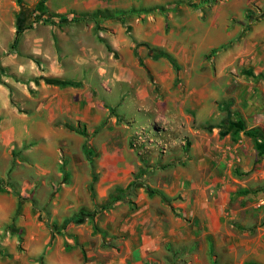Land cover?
Returning <instances> with one entry per match:
<instances>
[{"label": "crops", "instance_id": "obj_1", "mask_svg": "<svg viewBox=\"0 0 264 264\" xmlns=\"http://www.w3.org/2000/svg\"><path fill=\"white\" fill-rule=\"evenodd\" d=\"M140 1L125 0L122 7L140 6ZM50 4V0L35 4L43 20L35 22L31 14L28 28L18 33L21 7L16 0H0V177L13 168V150L25 144L31 146L22 150L17 162L35 168L39 176L52 174L56 167L46 163L54 161L58 152L67 153V139L74 136L57 127L59 121L85 124L90 135L107 120L103 131L92 136L97 157L83 159L75 172L80 194L70 195L77 208L93 210L108 203L116 184H128L138 166L143 167L133 152L135 159L127 151L114 157L117 121L168 122L173 124L177 144L166 155L148 152L142 157L151 159H144L147 166L158 161L166 167L162 180L147 185L156 191L154 195L145 192L142 184L139 192H131L133 211L122 201L103 213L92 211L95 217L89 218L97 239L84 235L85 221L64 222L61 228L37 227L34 211L23 208L17 227L21 233L27 231L28 255L15 260L23 264H215L219 257L210 253V261L209 250L214 253L216 246L230 255L231 261L221 258V264L261 262L255 246L260 238L254 237L259 227H250L243 210H231L229 203L259 195L254 187L264 180V15L237 17L239 24H250L251 31L241 27L235 48L211 57L217 35L224 30L221 37L230 38L227 26H217L229 22L226 13L172 15L169 32L166 19L157 15L108 19L100 28L94 20L69 22L55 31L57 26L45 22ZM250 5L263 8L264 0H246L241 8ZM158 52L168 53L177 67L167 58H154ZM213 62L218 79H224L225 71L234 65L240 68L242 76L236 80L240 90L235 95L227 92L232 80L218 87L213 84ZM53 79L66 84L54 85ZM231 98L236 100L237 127L210 126L216 117L213 106ZM182 134L191 140L187 148L178 143ZM153 154L159 157L154 159ZM92 174L97 176L95 197L88 192ZM57 196L64 199L69 194ZM81 197L85 202L80 203ZM18 202L15 195L0 192V233L17 212ZM58 210L65 208L55 209L54 214ZM102 214L109 215L111 222L123 214V223L111 233L110 221L99 225Z\"/></svg>", "mask_w": 264, "mask_h": 264}, {"label": "rangeland", "instance_id": "obj_2", "mask_svg": "<svg viewBox=\"0 0 264 264\" xmlns=\"http://www.w3.org/2000/svg\"><path fill=\"white\" fill-rule=\"evenodd\" d=\"M47 1V0H46ZM51 4V10L47 8L48 14L51 15V21L54 23V26L56 27L55 31L62 30L63 26L59 25V22L61 19H67L68 22H90V21H96L97 26L99 28L100 25L103 24L108 19H116V18H127V21L132 20L135 17H141V16H149V15H157V16H163L166 20V28L167 32L173 27V24L171 23V16L174 17L177 16H197L201 15L202 17L206 16H213V15H220L221 13L228 14L229 15V22L226 25L218 24L217 26H227L228 29L227 32L230 34L229 40H224L221 36L225 34L224 30L221 33V35H217L216 39V46L211 51V57L215 56L216 54L225 52L229 48H235V39L240 35L241 33V27L245 29V32L251 31L250 24H239V16H242L245 18V16L251 17V16H260L264 15V7L263 8H241V5L246 4V0H141L140 2L142 5L140 6H130V7H122V4H125V0H50ZM134 1V0H133ZM130 0H128L127 3H129ZM115 3V7H112L111 5ZM26 4V9L29 10L30 14L34 15V19L36 20L39 17V13L37 12V8L34 10V5L38 4L37 6H40V2L38 1H29ZM134 4V3H133ZM120 5V6H119ZM133 10L136 13H131L130 11ZM124 12H127V14H123ZM141 12V13H140ZM246 27V28H245ZM184 31L182 30V33L180 34V37H184ZM221 37V38H220ZM213 71L212 76L213 79H216V81L213 80V84L218 87L219 84L225 83V81H231L228 84V94L233 96L235 93L240 90L237 83L238 76H242V71L240 68H238L236 65L233 67L227 69L225 71L224 79L220 78L218 79L217 73L214 69V62L212 63ZM244 74V73H243ZM218 79V80H217ZM225 80V81H224ZM224 85V84H223ZM231 101V103H229ZM235 98H231L227 101L218 102L213 106L215 118H212L210 126L217 127V128H224L226 126H230L231 129L236 128L237 126V112L235 110ZM152 122V121H151ZM156 125L158 127H163L164 136L167 139H170L174 142L177 141L176 139H173V133L174 127L173 124L170 123H163V122H156ZM193 125V122L190 121ZM108 123L107 120H104L101 122L99 126L95 129L93 133L90 135L87 134V127L85 124L82 123H69L66 121H59L56 125L57 127H64L66 128V124L71 125L78 129L81 132H85L87 136H83L77 132H74L73 135L67 139V147L68 152L60 154L57 153L56 159L53 161H50L49 163H46L47 166H55V172L48 176H39L35 168L28 167L23 161L17 162L18 160H21V152L22 150H27L30 148L31 145L25 144L23 147L18 148L16 147L13 150V157L15 159V163L13 165V168L11 172L6 177H0V192L13 194L16 197H18V203L17 204V212L15 215L11 218V221L2 229L3 231L0 233V264H23L21 260H15L17 257L25 258L27 256V243H25V238L27 235V231H24L23 233L20 232V228L17 227V223L20 218L21 211H23V208H31V210L34 211V220H36L33 224L35 226L43 225L45 227H49L51 225H57L59 228H61V224L64 222H67L69 219L73 218H79L81 216V213H86L83 216V221H85V226H83L84 229V235L88 238L91 236L95 239L99 237L98 233L96 231L93 232V226L94 223L92 220H90L89 216L87 214L92 213V211H101L103 213L104 210L108 209L110 206H113L119 201L124 202V205L128 206L130 208V211L134 210L136 208L135 202L130 198L131 192L134 191L139 192L141 189V185L143 184L145 188L150 186H147L150 182L151 185H154L156 182L162 180L164 177L162 176V171L166 169V167L163 169L162 166L159 165L158 161H155L154 164H149L148 166L144 162L143 156H140L141 162L143 164L142 166H138L139 168L133 172L130 176V181L128 184H116L109 192L111 193L110 199L108 200V203L104 204H98L95 209L89 210V208H86L85 206H79L77 208L76 200H73V198L70 195H73L75 197V193L79 192L80 190L77 189L78 184L75 183V172L77 171V168L79 166V163L83 159L88 160H94L95 156L97 157V152L93 150L92 147V136L96 135L103 131V128ZM149 123L148 121L143 120H120L116 122V130H115V136L117 142H116V148L114 151V157H116V154L122 155L126 151L130 154H132L133 151L130 149L129 144V135L133 133V131L137 127H141ZM185 128V125L182 124ZM120 128V129H119ZM123 130L126 131L127 135L123 132ZM162 130V128H161ZM172 131V134H171ZM185 134H182L180 137V141L178 142L182 148H187L191 144V140L189 137L184 136ZM79 136V137H78ZM78 137V138H77ZM126 139V140H125ZM126 143V144H125ZM63 145V144H62ZM126 145V146H125ZM175 145V144H174ZM173 145V147H174ZM26 146V147H25ZM65 146V145H63ZM173 147L171 149H173ZM62 148V147H61ZM63 149V148H62ZM83 151H82V150ZM172 150H170L171 152ZM85 153V155H84ZM134 153V152H133ZM101 154V153H100ZM112 154V152H111ZM126 155V154H125ZM133 155V154H132ZM157 155H159L157 153ZM155 156L153 154V158L156 159L159 156ZM20 159H19V158ZM134 157V155H133ZM156 157V158H155ZM152 158V159H153ZM135 159V157H134ZM146 161H151L150 158L145 159ZM234 169V167H233ZM59 171L62 173L61 175L58 174ZM148 174L147 179L144 178V176ZM161 175V176H160ZM92 180L93 182L90 183L88 192L92 194L91 190H94L96 194L95 189V180L97 179L96 174H92ZM68 185V188H65L64 184ZM92 188V189H91ZM152 189V188H150ZM254 190L259 191L260 194L257 196H251V197H244L239 198L235 201H232L229 203V208L231 210H243V216L245 221H247L250 227L252 226H258L259 228L256 229L254 232V237L260 238V242L256 244L257 246L256 250L258 253V257L261 258V262H254L246 260L245 264H264L262 260L264 259V232L262 228L264 227V180H259L258 184L254 187ZM67 193L69 196L64 199H59L57 194L59 193ZM145 192L148 193L147 189H145ZM82 196V195H81ZM88 201V199H86ZM85 202V200L80 199V203ZM59 208H65L63 211H57V214L55 213V209ZM66 211V215H65ZM62 213V214H61ZM64 215V217L62 216ZM37 216V217H35ZM126 217V216H125ZM109 215L102 214L100 216L99 225H101V222L108 223L110 221ZM89 219V221H88ZM124 216L123 214L118 215L109 223L111 226V233L115 232V230L118 229L119 226L122 225ZM28 221V218H26ZM32 227H35L31 225ZM31 227V228H32ZM39 229V228H37ZM37 229H35L37 231ZM38 232V231H37ZM110 233V232H109ZM148 235H150V232H147ZM247 234V235H246ZM201 235V234H200ZM246 236H251L250 233H245ZM260 236V237H259ZM9 238L8 245L4 246L3 243H7L6 240ZM90 239V238H89ZM93 241V239H92ZM199 244L200 242H198ZM32 250V248H31ZM215 254L217 258V263L215 264H221L220 259L223 258L224 260L231 261L230 255L225 250H217L216 246L213 251L209 250V260L212 261V255ZM246 253V252H245ZM176 254L173 255V258L175 260L179 259L180 256H176ZM221 255V256H220ZM42 256H40L36 260H41ZM230 263V262H229ZM212 264V263H211ZM214 264V263H213Z\"/></svg>", "mask_w": 264, "mask_h": 264}, {"label": "built area", "instance_id": "obj_3", "mask_svg": "<svg viewBox=\"0 0 264 264\" xmlns=\"http://www.w3.org/2000/svg\"><path fill=\"white\" fill-rule=\"evenodd\" d=\"M129 144L130 149L140 157L148 152L166 155L175 142L164 136L163 127H158L155 122H150L133 131Z\"/></svg>", "mask_w": 264, "mask_h": 264}, {"label": "trees", "instance_id": "obj_4", "mask_svg": "<svg viewBox=\"0 0 264 264\" xmlns=\"http://www.w3.org/2000/svg\"><path fill=\"white\" fill-rule=\"evenodd\" d=\"M16 2L18 3V5L21 7V10L18 14V33H21L23 30H25L26 28H28V26L26 25V21H27V18L31 15L29 10L26 9V4L24 3L23 0H16ZM46 0H42L40 2V4L42 3H45ZM131 13H136L134 12L133 10L130 11ZM141 13V12H140ZM45 14L47 15V13L45 12ZM123 14H127V12H124ZM51 15L49 16V19H45V22H51L52 24H54L52 21H51ZM43 20V15H39V17L35 20V22H39ZM72 22H75V21H72ZM68 20L67 19H61V21L59 22V25L62 26V25H65V24H68ZM16 43L13 44V48L15 47ZM154 58H159V57H164V58H167L175 67H177V63L176 61L168 54V53H165V52H158V54H155L153 55ZM2 70V68H1ZM255 78H260V77H255ZM54 85H65L66 83H63L62 81L60 80H56V79H53L51 81ZM66 128H68L69 130L71 131H74V132H77L83 136H87L85 132H81L79 131L78 129H76L75 127L71 126V125H68L66 124L65 126ZM241 127V126H240ZM239 127V128H240ZM246 134L248 135H251L252 133L250 131H247ZM26 147V146H25ZM92 189V188H91ZM148 193L150 195H154L156 193V191H154L153 189H150L149 187L146 188ZM92 191V194L93 196L95 197V192L94 190H91ZM86 213H81V216L79 218H73V219H69L67 221V223H76V224H80L82 223L83 221V216L85 215ZM89 217H92L94 218L95 215H93V213H90V214H87Z\"/></svg>", "mask_w": 264, "mask_h": 264}]
</instances>
